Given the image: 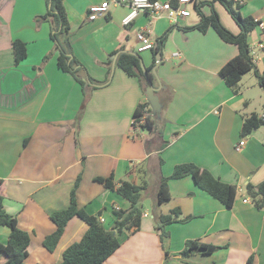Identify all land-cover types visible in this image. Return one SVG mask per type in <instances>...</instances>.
<instances>
[{
    "label": "crops",
    "instance_id": "crops-1",
    "mask_svg": "<svg viewBox=\"0 0 264 264\" xmlns=\"http://www.w3.org/2000/svg\"><path fill=\"white\" fill-rule=\"evenodd\" d=\"M199 1L209 0H192L186 6L190 14ZM232 1L243 17L264 27V0ZM104 2L109 3L106 15L89 21L88 8ZM63 4L70 50L93 80L89 87L108 81L86 88L85 98L74 78L57 68L49 22L37 20L47 11L46 0H0V196L4 210L29 234L23 264H58L63 251L81 240L87 226L73 217L53 252L42 246L55 231L49 215L67 208L78 177V207L89 215L100 214L103 226L107 215L110 223L104 227L112 229L113 210H126L129 203L94 181L110 175L116 183H146L147 189L141 197L139 231L123 234L120 247L103 264H247L250 256L253 264H264V208L254 207L245 190L264 182V127L242 134L245 117H264L251 107L258 101L264 111V87L253 71L242 75L236 94L221 79L219 70L237 55V47L222 42L211 29L205 34L188 30L196 25L191 15L173 24L165 16L151 19L141 13L124 26L129 13L124 5L110 0H64ZM235 25L228 29L236 34ZM171 27L156 69L158 81H152L154 87L160 85L156 95L162 123L157 130L133 127L134 110L147 102L146 84L128 77L115 62L111 72L112 57L132 52L135 46L144 53V66L150 67L152 51L142 50L136 34L145 31L154 46ZM263 39L260 26L248 35L259 74L264 72V52L257 43ZM13 40L26 45V58L18 64ZM184 163L234 185L232 207L198 189L191 177L169 180L170 199L157 205L159 178ZM176 208L178 220L184 221L166 227L168 238L162 244L156 218ZM8 235L9 229L0 227L1 244ZM188 240L219 250L184 258L180 253Z\"/></svg>",
    "mask_w": 264,
    "mask_h": 264
},
{
    "label": "trees",
    "instance_id": "trees-1",
    "mask_svg": "<svg viewBox=\"0 0 264 264\" xmlns=\"http://www.w3.org/2000/svg\"><path fill=\"white\" fill-rule=\"evenodd\" d=\"M155 1V0H151ZM64 0H46L47 11L43 16L37 18L38 21H47L50 24V39L54 43V47L58 52L56 59L57 68L70 74L74 80L82 88L84 98L86 88L93 89L94 87L104 86L108 81L101 85L92 86L93 80L88 77L84 68L74 58L71 50L67 51L69 45L68 38L70 34L69 25L66 18V12L63 4ZM220 4L228 13L232 21L239 29L237 34L231 33L221 23L218 14L214 10V4ZM210 8V14L203 13V8ZM240 6L232 0H209L199 1L194 4L193 10L198 16L196 25L189 27L188 30H197L205 34L209 29L214 31L218 38L226 43L237 47V55L229 60L219 70V76L224 81L234 94L237 93L238 83L242 75L253 71L258 79L259 84L264 87V72L259 74L256 71L248 44V35L259 26V22L251 17H243L239 11ZM173 27L164 32L163 35L156 38L155 50L152 49L153 63L150 67H145L148 72V77L151 81L155 78L151 74V68L155 63V54L161 51L166 42L168 33ZM70 48V45H69ZM12 53L14 62L20 63L26 58V45L20 40H13ZM48 56L44 58V62ZM140 56L137 53L120 52L116 58L115 64L128 77H135L141 83L146 84L145 75L140 67ZM83 106L80 108L76 120ZM143 118L142 123L137 126L140 129L157 130L159 124L162 123L161 112L152 114V111L147 102L140 104L134 110L132 126L136 127L140 118ZM264 124V117H258L256 114H251L244 118L242 125V134L247 135L258 129ZM184 177H191L198 189L205 192L213 199L220 202L224 207L231 208L236 196L237 188L234 185L221 182L214 177L209 171L201 169L195 164L184 163L176 165L168 177H160L156 189V204L161 205L170 199L168 190L169 180H179ZM80 177L75 181L74 188L70 193V202L66 209L53 212L49 215L50 220L55 225V231L46 236L42 241L43 248L48 252H53L56 248L64 229L73 217H78L82 220L87 230L79 242L68 246L62 254V259L58 264H103L116 250L120 247L119 236L126 234L132 235L139 231L143 210L141 206V197L147 189L146 183L135 185L128 181L114 182L113 176L102 178L97 177L95 182L101 184L105 189L115 192L121 198L129 203V208L126 210L114 209L115 216L112 229H106L99 222L100 214L89 215L82 208H79L75 198V190L79 185ZM246 195L251 199L254 207L257 209L264 208V182L257 186L247 185L245 187ZM180 210L172 209L168 214L159 215L156 218L155 230L159 234L161 243L168 238L166 227L178 220ZM187 218L186 220H189ZM185 220V221H186ZM0 227L9 229V235L5 244L0 243V264H23L24 259L28 256V246L30 244L29 234L21 230L17 226L16 218L9 215L3 207V197L0 196ZM219 250V247L201 243L199 241L188 240L185 242L184 248L180 255L188 258L195 254L210 255ZM166 255L168 254L165 252ZM247 264H253V257H249Z\"/></svg>",
    "mask_w": 264,
    "mask_h": 264
},
{
    "label": "built area",
    "instance_id": "built-area-1",
    "mask_svg": "<svg viewBox=\"0 0 264 264\" xmlns=\"http://www.w3.org/2000/svg\"><path fill=\"white\" fill-rule=\"evenodd\" d=\"M114 5H124L128 7L129 13L123 19L124 26H128L139 14L145 13L151 19L165 16L173 24H176L178 18H186L190 15V12L186 9V6L192 2V0H110ZM108 2L101 3L100 5H93L88 8L87 19L89 21L95 20L97 17L106 15L108 9ZM261 28H264L262 24H259ZM136 41L141 45L142 50H152L153 45L150 42L145 31H140L136 34ZM257 48L264 52V39L257 43ZM143 121L140 118L139 126ZM243 145V141L239 143ZM246 202V200H243ZM99 222L103 223V219L99 218Z\"/></svg>",
    "mask_w": 264,
    "mask_h": 264
},
{
    "label": "rangeland",
    "instance_id": "rangeland-1",
    "mask_svg": "<svg viewBox=\"0 0 264 264\" xmlns=\"http://www.w3.org/2000/svg\"><path fill=\"white\" fill-rule=\"evenodd\" d=\"M214 10H215V12L218 14V17H219V20H220V23L227 29V30H229L228 28V26H229V24H232V25H235V23L232 21V19L230 18V16L228 15V13L223 9V7L220 5V4H218V3H215L214 4ZM203 10H205L207 13H206V15H208V14H210V8H208V7H205V8H203ZM191 19H194L195 20V22L197 23L198 22V16H197V14L194 12V11H191ZM236 26V25H235ZM236 29H237V26H236ZM230 31V30H229ZM231 33H233L232 31H230ZM233 34H235V33H233ZM237 34V33H236ZM136 39V38H135ZM133 48V51L132 52H134V53H137V54H139V56H140V58H141V60L143 61V63H145V61L143 60V55H144V53L138 48V47H135V46H133L132 47ZM145 65V64H144ZM157 69V68H156ZM155 79L156 80H158V76H157V70H156V73H155ZM246 80H248L249 78H248V76H246V78H245ZM251 107L252 108H256L257 109V111H256V113L258 114V115H261V114H263L264 113V111H263V109H262V105H261V103H259L258 101H256L255 103H252L251 104ZM137 125V124H136ZM262 127H264V124H262L259 128H262ZM146 200L147 201H149L150 199L149 198H146ZM148 204V203H147ZM149 218L150 219H152V214H151V212H150V216H149ZM110 223V221H109V218H108V216L106 215V223L104 224V226L105 227H107L108 226V224ZM125 237V235H120L119 236V239L120 240H122V238H124Z\"/></svg>",
    "mask_w": 264,
    "mask_h": 264
},
{
    "label": "water",
    "instance_id": "water-1",
    "mask_svg": "<svg viewBox=\"0 0 264 264\" xmlns=\"http://www.w3.org/2000/svg\"><path fill=\"white\" fill-rule=\"evenodd\" d=\"M66 47H67V51H69L70 50L69 45H67ZM155 48H156V45L153 46L154 50H155ZM122 52H125V51H122ZM129 53H133V52H129ZM116 56L117 55H114L112 57L113 63H112L111 72H113V70H114V62H115ZM154 57H155V63L153 65V67L151 68L150 72L153 75V77L155 78L154 75L156 73V68L158 67V65L160 63L161 55L159 52H156ZM140 67H141V69L145 75V78H146V88H145L144 94L146 96L147 103L149 104V107L152 111V114H159L161 112L162 105L159 101L158 96L156 95V92L159 90L160 85H158L157 88L154 87L152 81L148 77V72L145 70V66H144L141 59H140Z\"/></svg>",
    "mask_w": 264,
    "mask_h": 264
}]
</instances>
